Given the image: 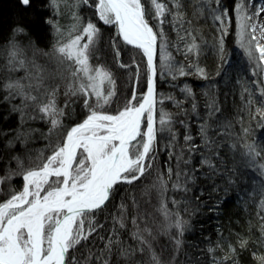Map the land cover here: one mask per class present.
Masks as SVG:
<instances>
[{
	"label": "snow or ice",
	"instance_id": "1",
	"mask_svg": "<svg viewBox=\"0 0 264 264\" xmlns=\"http://www.w3.org/2000/svg\"><path fill=\"white\" fill-rule=\"evenodd\" d=\"M15 3L22 19L36 7L37 13L28 18L30 23L51 28L56 43L49 50L40 47L29 35L30 24L23 22L0 39V107L7 109L0 112V119L18 114L19 125L8 132L0 129L2 147L16 148L13 139L7 138L9 132L26 145L29 133L19 130L26 120L40 119L49 124L47 155L40 152L34 158L27 157L30 166L26 167L23 159L10 153L7 161L14 160L16 170L0 165V193H4L0 195V264H164L154 243L161 235L167 236L173 251L179 252L182 237L190 227V221L179 211L180 201L169 198L168 193L189 192L197 172L209 181L222 174V140L231 135L228 129L232 127L226 118H216L222 110L208 91L202 93L207 98L204 115L199 112L195 85L183 83L179 87L187 109L175 96L158 91L161 78L173 82L188 76L209 79L198 64L200 38L184 27L191 21L185 19L181 0H43L41 6L36 0ZM250 3L233 0L229 5L221 0H202L198 14L210 8L222 63L227 62L225 40L235 21L236 43L253 65V75L261 77L256 83L264 85V4L252 10ZM62 5L68 8L72 20L67 31L54 19L61 14ZM49 8L50 12L40 14ZM81 8L92 9L96 22L81 16ZM230 8L233 15H229ZM99 23L114 28L109 47L115 66L134 69L130 96L112 111L116 80L112 68L99 62L98 45L103 35ZM165 23L172 25L179 43L169 42ZM120 45L132 46L143 58L145 91L140 95L136 92L140 65L135 56L131 63L123 62ZM172 49L184 57V62L176 60ZM61 86L66 97L63 106L57 103ZM244 93L248 95L242 94L241 99L246 101L251 119L264 128V86L259 88L258 105L247 87ZM72 97L80 98L83 118L65 127V118L71 116L67 110ZM166 100L175 105V112L164 109ZM187 117L199 120L196 135ZM177 125L183 127L182 135ZM243 131L249 134L250 128ZM161 138L167 141L163 145L165 164L158 165ZM181 140L183 144H178ZM177 147L179 151H175ZM227 147L235 151L237 144ZM242 147L245 163L258 169L264 178V162H258L264 161V148L255 141ZM193 156L198 157L195 164ZM14 177L21 178L18 190L10 184ZM212 187L215 190L216 184ZM153 193L157 204L152 207L163 217V223L155 229L151 226L155 223L153 214L142 208V204H150ZM169 203L177 210L169 208ZM259 203L258 246H264V199ZM110 207L114 211H109ZM101 217L110 222L107 231ZM124 235L133 243H127ZM247 244L245 239L239 241L241 249ZM228 252L231 256L214 259L213 264H226L236 256L231 244ZM252 255L264 264V255Z\"/></svg>",
	"mask_w": 264,
	"mask_h": 264
},
{
	"label": "trees",
	"instance_id": "2",
	"mask_svg": "<svg viewBox=\"0 0 264 264\" xmlns=\"http://www.w3.org/2000/svg\"><path fill=\"white\" fill-rule=\"evenodd\" d=\"M194 1H197V3L199 2V0ZM188 2L186 0L183 2L184 7L190 13L187 18L191 21V24L187 25H190V27L192 26L195 35L200 38L199 42L202 52L199 55L198 64L206 70L209 79L200 80L195 76H188L173 82L170 79L165 80L161 78L158 81V91L164 95L175 96L177 100H180L183 103L184 108L187 109L189 105L185 103L184 94L179 91V87L182 86L183 83L195 85L198 93V105L201 115H204L206 112L203 105L207 99L202 93L208 91L210 94H214L222 110V114H217L216 118L221 120L226 118L231 121L232 127L228 129V132H230L231 135L225 136L222 140V143H225V147L220 150L224 159V165L221 168L222 175L214 176L213 179L209 181L206 176H202L200 172H197L196 175L198 178L194 185H190L191 190L189 192L183 193L171 191L169 193V198L174 197L180 201L179 211L184 219L190 221V227L185 231V234L182 237L183 243L181 248H183V251L179 252V254L178 252H174L173 244L168 241L169 239L166 240L163 236L159 237L153 246L164 261V264H213L214 259L220 261L221 258L226 255L231 256L228 252L229 244L236 248V256L227 260L226 264H261L260 260L252 255V253H257L258 256L264 255V246H258L260 237L259 226L261 221L257 216L259 209L257 208V203L255 204V195H253L251 191L250 196V191H247V189L244 188L247 187L249 190L248 185H242V180L246 178V175L244 174L245 168L241 165L239 166L235 162L234 157L232 156V150L227 147V144L235 142L234 140L240 137L237 133V127H233V121L236 119V115H244V113H246L243 108V101L239 99V94L241 92L239 88L236 86L233 89L231 86L227 87L226 85H221V78L219 75L225 70V66L227 65L229 61L228 59L234 49L235 39H231V36L233 35L229 33L226 38L227 41L225 43L224 52V57L227 62L222 63L216 48L215 39H213V35L210 33L211 24L209 23L210 26H208L205 24L201 25V23H199L200 25H197L195 23L202 12L205 15L207 14V11L203 9L198 14L199 5L198 8H193V3ZM222 2L230 5L233 0H222ZM42 3L43 0H36L38 6H41ZM50 11V8L42 10L40 14L44 15ZM36 13L37 8L34 7L30 12L24 13V19H22L21 10L16 5L15 0H0V39L7 37L10 29L15 24L21 22L29 23V35L32 39L45 50L50 49L53 40L52 29L45 25L31 24L28 19ZM229 13L233 15L231 8L229 9ZM152 23L154 24L155 22L153 21ZM164 31L167 34L168 39H172L173 37L171 44L172 42H174L173 44L178 43L176 42L178 41L177 34L173 35L169 32L168 27H165ZM125 49L132 51L136 58L138 57V59H142L139 51L127 47H125ZM172 51L177 61L184 62V57L180 53L175 52L174 49H172ZM0 64H3L2 54H0ZM254 81L255 85L256 79ZM132 90L133 89H130L129 96ZM217 91H219V93H216ZM77 104L69 107L68 111L71 112V116L70 118H65V127H70L71 125L80 122L83 118L79 111V105ZM163 107L166 111H176L175 105L171 101L166 100ZM6 111V107H0V112ZM186 119H188L189 124L191 125L193 135H196L199 120L191 117H187ZM246 120L247 118H245V121ZM36 121L37 119L26 120L23 123L22 128H19V130L29 133L26 145H21L16 141L11 132H9L7 138L13 139V142L16 144L15 149H4L2 147L4 139H0V153H2L0 154V165H6L12 170H16L15 161H7V157L10 153L19 156L25 162L27 157L35 155L36 150H38V148H36L38 143L44 145L48 144V141L45 139L48 132L47 128H44V125H47L46 122L43 124L42 122ZM243 125L246 127L247 124L245 123ZM18 127V114L9 115L7 116V119H0V129H3L5 132H8L9 128L16 130ZM177 127L179 133L182 135L184 132L183 127L179 125H177ZM214 127L218 126L214 125ZM197 139L199 138L197 137ZM216 139H220V137H216ZM166 143V139H160L162 147L158 155V165L165 164V150L163 145ZM178 144H183V141H179ZM175 151H179V147H177ZM197 159L198 157L193 156V164L196 163ZM171 163L174 164L175 162L173 161ZM200 171L202 172L203 169ZM234 173H237L238 176L235 177ZM230 181H235V183H230ZM145 183H147V181H145ZM213 183L216 184L215 190L212 187ZM10 184L17 190L22 186L19 177L13 178L10 181ZM136 194L138 195V193ZM197 197H199V199H197ZM156 204L157 201L155 199V194L153 193L150 204H142V208L153 214L155 211L152 205ZM168 206L173 211L177 210L171 203H169ZM185 209L187 211H185ZM109 211H114V208L110 207ZM105 215H107V213H105ZM100 219L103 221V217ZM152 220H154L155 223H152L151 226L155 229L156 226L160 224V220L156 213L155 217L152 215ZM103 222H105V231H107L110 222ZM129 227H131V225H129ZM124 239L127 243H133L127 235H124ZM241 239L248 241V244L244 249H241L239 246V241ZM209 248H213L215 251L209 252ZM175 254H178L177 260L173 259Z\"/></svg>",
	"mask_w": 264,
	"mask_h": 264
},
{
	"label": "rangeland",
	"instance_id": "3",
	"mask_svg": "<svg viewBox=\"0 0 264 264\" xmlns=\"http://www.w3.org/2000/svg\"><path fill=\"white\" fill-rule=\"evenodd\" d=\"M186 1L193 3V8H198V5L200 7V4L202 2V0H199L198 3H197V1L195 2L194 0H186ZM165 2H167V0H165ZM183 2H184V0H181L182 5H183ZM221 2H222V0H221ZM69 3H71V0H69ZM261 4H264V0H251L249 7H250V9L254 10L256 7H259ZM204 9H205V11H207V14L204 15L202 12V14L200 15L199 18H197L198 20L195 23L197 25L199 23H201V25L205 24L208 26H210V24H211L212 27L210 26V33H211V35H213V39H215L216 36L218 35V33H217L216 25L214 24V22L212 20L210 8H204ZM182 11L185 15V19L187 21H189L187 17H189L190 13L186 10L184 5L182 8ZM80 15L85 17V19H92L93 22H96V18L93 15L92 9L81 8ZM229 15H231V14L229 13ZM54 19L58 20L59 24L61 25V27L65 31H67L72 25V20L70 18L69 10L67 7H65L63 5L61 6V14L59 16H54ZM185 25H184L185 28H188L190 31L194 32V29L192 26L190 27V25H187V23H185ZM98 27H101L102 34H103L102 39L100 40L99 45H98L99 62L100 63H107L112 68V71L114 73V77L116 80L117 96L115 98V101L113 103L112 108L109 109V111H112L115 107L119 106V104L123 101L124 98L129 96L130 89H133L134 81L131 79V77L133 75L134 69L133 68L121 69V68L115 66V63L113 60L114 53L112 52V49L109 47V40L113 37L114 28L110 27V26H104L102 23H99ZM165 27H168L169 32H171L173 35L177 34L170 23H165L164 28ZM234 28H235V21H233V26L229 30V33L234 36V37L231 36V39H235V34L233 31ZM52 36H53V40H52L51 46L56 43V36L54 35V32H52ZM172 39H173V37H172ZM172 39H169L170 43H171ZM226 41H227V39L225 40V43H226ZM176 42L179 43V40ZM173 43L174 42H172V44ZM215 44H216V41H215ZM124 46L120 45V47H121V60L125 63H131V58L133 56H135V54L132 51L125 49L126 46L125 47ZM209 47H211V46H209ZM47 50H49V49H47ZM135 59H136V63L140 65V82L138 85H136L137 95H140L141 93H143L145 91V89H144V61H143V58L142 59L140 58L141 59L140 60V59H138V57L136 58V56H135ZM228 60L229 61H228L227 65L225 66V70L223 72H221V74H219L220 78H221V85H223V86L226 85L227 87L231 86L233 89L236 86L239 88V90L241 91L239 94V99L241 101H243V104H244L243 108H244V111L246 112V113H244V115H242V114L236 115L237 117L233 121L234 122L233 127L234 128L237 127V133L239 134L240 137H238L237 139L234 140L235 143L237 144V149L235 151L232 150V156L234 157L235 162L239 166L241 165L242 167L245 168L244 174L246 175V178H244L242 180V182H243L242 185L243 186L248 185L249 190L247 187H244V188L247 189V191H250V193H249L250 196H251V191H252V194L255 195V204L257 203V206H258L257 208L260 210V203L259 202L261 201V199H264V178H262L260 176V172L258 169L254 168V167L250 168L245 163V159H244V157H242L241 152L243 151L242 146L245 142L255 141L258 146L264 148V128L259 127L257 125L256 121H253L251 119L248 111L245 108L246 101L242 100L241 96H242V94L245 96L248 95L247 93H244V88L247 87L252 93V98L254 100V103L258 105L261 101V98L259 95V88L264 86V85H260L258 83H256L254 85V83H255L254 80L256 79V82H257L261 79V77L253 75V65L248 62L246 55L244 54L243 50L239 48L238 44L236 43V40H235V44H234V49L232 50V54L230 55ZM198 61H199V57H198ZM41 63H45V61L42 60ZM92 63L96 64L97 63L96 59H93ZM48 67H51V65H48ZM256 71H259V70L256 69ZM15 75H20V73H16ZM132 81H133V83H132ZM215 90H216V88H215ZM63 93H64V87L61 86L60 92L57 94V103L60 106L64 105L65 99H66V97L64 96ZM216 93H219V91H217ZM70 101L71 102H70L69 107L74 106L75 104L78 103L77 105H79V111L81 112V116H83L80 98L72 97V98H70ZM241 117H243L242 121L240 119ZM245 118H247L246 121H245ZM36 122H42L43 124H45L44 123L45 121L40 120V119H37ZM245 123L247 124L246 127H244L245 125H243ZM44 128H47V132H48L49 124L44 125ZM244 128H250V133L245 134L243 131ZM43 145L44 144L38 143L36 146V148H38V150H36L35 155H33L31 157L34 158L36 156V154H38L40 152H44L45 155H47L48 154L47 153V144H45L44 146ZM258 162H264V161H258ZM25 166L26 167L30 166L28 158L25 160ZM236 176H238L237 173L235 174V177ZM170 192L171 191H169V193ZM169 193H168V196H169ZM0 195H4V193H0ZM155 213L156 212L153 213L154 217H155ZM156 214L158 215V218L160 220V224L163 223V217L159 213H156ZM174 234H175V231L173 230V235ZM161 236H163V235H161ZM163 237L166 240L168 239L167 236H163ZM168 241H170L172 243L171 240H168ZM181 251H183V248H181L179 252H181ZM179 252H178V254H179ZM178 254H175L173 259L177 260Z\"/></svg>",
	"mask_w": 264,
	"mask_h": 264
},
{
	"label": "bare ground",
	"instance_id": "4",
	"mask_svg": "<svg viewBox=\"0 0 264 264\" xmlns=\"http://www.w3.org/2000/svg\"><path fill=\"white\" fill-rule=\"evenodd\" d=\"M126 46V45H125ZM127 48H130V49H133V50H137V49H135V48H133L132 46H126ZM137 51H139V50H137ZM158 56H159V52H158Z\"/></svg>",
	"mask_w": 264,
	"mask_h": 264
}]
</instances>
